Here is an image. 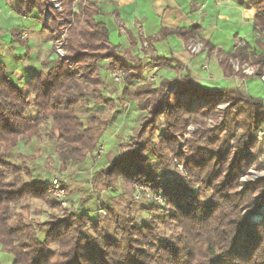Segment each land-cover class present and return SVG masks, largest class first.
I'll use <instances>...</instances> for the list:
<instances>
[{
    "label": "trees",
    "instance_id": "16d2710c",
    "mask_svg": "<svg viewBox=\"0 0 264 264\" xmlns=\"http://www.w3.org/2000/svg\"><path fill=\"white\" fill-rule=\"evenodd\" d=\"M72 2L62 0V10L57 11L48 0H13L18 16L37 14L49 31L45 10L51 12L50 24L58 31L59 19L68 22L74 17L64 45L74 66L65 58H46L41 62L45 70L20 87L0 61V246L12 255L11 264H264V178L236 190L254 155L257 132L264 135V101L239 87L211 89L195 84L170 56L151 55L147 62L184 73L148 78L142 58L129 51L125 57L118 52L119 45L111 43L105 22L94 18L95 4L82 1L74 12ZM251 4L253 30L261 34L264 0ZM197 29L161 31L160 36L176 34L187 43ZM13 32L19 40L20 33ZM104 60L122 69L120 96L132 101L139 115L129 139L119 144V153L108 165L94 172L92 181L110 188L121 178L161 193L164 203H151L149 209L166 211L142 223L105 205L107 220L102 225L62 208L49 193L51 181L26 182L23 173L29 175V167L7 159L20 140L29 143L39 137L46 121L48 136L55 139L63 162L80 163L95 155L110 118L89 112L84 122L78 113L88 110L89 102L114 108L116 98L103 94L106 82L99 66ZM218 64L225 77H262L264 40L257 38L253 45L244 43L220 54ZM244 65L254 67L252 75L243 72ZM195 98L205 104L191 108ZM221 103L228 106L220 112L216 107ZM30 106L35 109L33 117L26 115ZM219 113L220 121L207 126L203 119ZM188 123L196 129L182 148L181 135ZM167 155L180 163L183 173L174 177L167 173ZM25 199L45 203L51 209L48 218L26 219L30 204H23ZM166 224L167 234L162 232Z\"/></svg>",
    "mask_w": 264,
    "mask_h": 264
},
{
    "label": "rangeland",
    "instance_id": "374dc122",
    "mask_svg": "<svg viewBox=\"0 0 264 264\" xmlns=\"http://www.w3.org/2000/svg\"><path fill=\"white\" fill-rule=\"evenodd\" d=\"M49 1L50 0H48V2ZM15 27H17V25H15ZM46 32L49 35V40L51 42L53 34L50 35V32L52 33V30L49 31L46 29ZM12 37L15 39L14 36ZM27 38L28 35L26 32L21 34L19 40L21 39L22 41H18L16 39V43L15 41L13 42V45H16V47L19 49H14V46L12 45L10 52L14 54L21 53L22 55V52L27 49V42L25 41ZM65 44L66 41L64 45ZM243 44L244 43L237 44L233 49ZM51 49H54V53H50L48 58L57 57L55 53V46L52 43ZM118 52L123 53V51L120 50H118ZM137 53H139L141 56L144 54L150 55L151 49L149 47H142L141 49L137 50ZM7 58L6 66L11 80L16 84L18 83L20 87L23 86V82L19 81V76L12 71V65L15 64V60H9V58L13 59V55L10 54V56L8 55ZM37 58V53L35 55H31L30 52L28 53V59H35V61H37ZM145 63L146 75L150 79L157 80L160 76H169L174 74V72L169 69L156 68L147 61H145ZM233 66L235 69H237L238 63L233 62ZM33 67L35 69L32 68L33 71L31 73H29L26 69L20 72H22L23 75L27 77L26 79H28L34 74V72H37L39 65ZM41 67V71L45 70L43 66ZM205 68L207 69L204 70ZM204 69L201 68L204 73L203 77L205 81L211 85V87L222 88V86L225 87L230 85V83L226 82L222 77L216 76V70L214 66H204ZM251 70L254 72V67L249 65L243 66V72L246 75H252L253 72L248 73ZM101 73V75L106 76L107 79V86L104 88L103 94L108 98H116L114 108H112L109 104L93 105L91 102H89V109L80 110L78 113L84 122H86L87 114L89 112L96 113L103 118H110V122L103 131L100 144L97 146L94 152L95 155L92 158L88 157L85 161L80 163L63 162L55 148V139H51L48 136L49 121H46L44 122V126L41 129V135L39 137H33L29 143H23V141L20 140L19 145L7 155V159L16 165L29 167L30 174L27 175L23 173V177L26 182L36 181L49 183L50 181L52 182L54 179H56L58 183L64 184L65 189L60 185V187L63 189L61 196L56 197L53 193L49 192L54 198L60 201L62 208L83 213L93 221L99 222L101 225L107 220L105 218V210L103 205L108 208L115 209L116 212L120 214L123 213L125 215L131 216L134 218L136 223H142L154 215H158L160 217L166 210L162 208L149 209V205L151 203L162 205L164 203L163 197L161 193L154 194L148 186L137 182L127 183L121 178H118L114 182V186L110 188L105 187V185L101 182L98 183L92 181L94 172L98 168L108 165L111 159L119 153V144L129 139L132 131L137 127L139 115V112L135 108V104L126 98H121L120 96L123 81L121 80L120 82H114L111 77L108 76L109 72L107 68H103ZM263 77L264 74L262 77L258 75L252 76L251 80H249L247 83H244V87L246 90L248 89V92H246L249 95L261 98L264 101ZM222 79L224 81H222ZM204 104L205 103L202 99L195 98L190 107L197 108L203 106ZM227 106L228 103H221L216 107V109L221 112ZM26 115L30 117L35 115V109L33 106H30L27 109ZM220 118L221 116L219 113L215 116H207L203 120L207 126L212 127L215 125V123L220 121ZM195 129V125L188 123L185 131L181 135L180 147H185L187 138L192 136ZM233 141L234 140L230 141L231 147L234 145ZM165 163L168 166L167 173L169 175L174 177L178 176V172L183 173L182 166L180 163L174 161V159L171 158V155H167L165 158ZM261 178H264V135L263 132L259 130L256 136V148L254 149V155L251 157V163L247 167L246 172L239 176L236 190L240 192ZM158 195H160V197L157 200L156 198ZM22 203L30 204L26 219L30 218L44 221L48 218V214L51 211V209L40 200L25 199ZM242 214L246 215L247 212L243 211ZM252 219L255 221L260 220L258 216H253ZM169 229V224L162 225V232L167 234L169 233ZM11 261L12 255L5 252L0 246V262L3 264H11Z\"/></svg>",
    "mask_w": 264,
    "mask_h": 264
},
{
    "label": "crops",
    "instance_id": "0c3cea01",
    "mask_svg": "<svg viewBox=\"0 0 264 264\" xmlns=\"http://www.w3.org/2000/svg\"><path fill=\"white\" fill-rule=\"evenodd\" d=\"M88 2L95 4L98 12L94 18L105 22L111 43L119 45L118 50L123 51L121 53L125 57V51H129L131 56H138L145 63L151 55L170 56L182 64V69H185L195 84L217 89L219 87H211L205 81L201 70L204 66L211 65L215 67L216 76L230 83L227 86H236L244 93L248 92L244 83L251 80L252 76L225 77L218 59L220 54L231 51L237 44H253L259 37L264 40V31L258 34L253 30L255 9L251 0H83V3ZM0 8V61L6 66L8 55H13V59L9 58V60H15L12 71L19 76V81L24 83L27 77L20 71L26 69L31 73L33 66L39 65L34 74L40 72L41 61L50 55L49 35L35 14L28 17L18 16L13 0H0ZM190 26H197L198 29L187 43L176 34L160 36L161 31ZM13 31L19 32L20 35L26 32L28 35L25 40L27 49L22 52V55L10 52L13 42L16 43V38L12 37ZM190 41H200L203 44L202 51L197 54L190 53L186 48ZM142 47H149L151 54L141 56L137 53V50ZM14 49L19 48L15 45ZM27 52L31 55L37 53V61L28 59ZM108 66V61H102L99 72L101 73L103 68ZM182 69L180 71L169 69L174 74L166 77L181 76L184 73ZM103 78L107 82L106 76Z\"/></svg>",
    "mask_w": 264,
    "mask_h": 264
},
{
    "label": "built area",
    "instance_id": "2783aa9c",
    "mask_svg": "<svg viewBox=\"0 0 264 264\" xmlns=\"http://www.w3.org/2000/svg\"><path fill=\"white\" fill-rule=\"evenodd\" d=\"M83 0H73L72 5H73V11L78 12V5L82 2ZM61 2L62 0H50L48 2V5H50L53 9L57 11H61ZM1 13V9H0ZM44 18L46 21V24L48 25L49 29L52 30L53 38L51 40V43L54 44L55 46V53L57 57L60 58H65L66 62L69 64L70 67L74 66V60L66 55V50L64 49V43L66 41L67 35H68V30L69 28L74 25V17L71 15L70 19L68 22H66L64 19H59L57 23L61 26L60 31L57 29L53 28L50 24V18H51V12L48 10L44 11ZM187 50L190 53L197 54L202 51L203 49V44L200 41H190L186 45ZM109 76L114 82H120L123 79V71L121 68L118 66H108L107 67ZM253 70L249 71L248 73H252ZM264 79V77H263ZM52 186L49 189V192L53 193L56 197H59L63 193V189L60 187L58 181L54 179L51 182ZM160 197V195L157 196V200Z\"/></svg>",
    "mask_w": 264,
    "mask_h": 264
}]
</instances>
